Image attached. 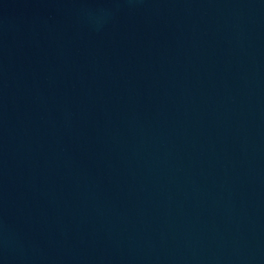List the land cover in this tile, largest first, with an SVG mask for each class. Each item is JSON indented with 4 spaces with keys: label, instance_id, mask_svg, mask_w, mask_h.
I'll use <instances>...</instances> for the list:
<instances>
[{
    "label": "water",
    "instance_id": "obj_1",
    "mask_svg": "<svg viewBox=\"0 0 264 264\" xmlns=\"http://www.w3.org/2000/svg\"><path fill=\"white\" fill-rule=\"evenodd\" d=\"M0 264H264V0H0Z\"/></svg>",
    "mask_w": 264,
    "mask_h": 264
}]
</instances>
